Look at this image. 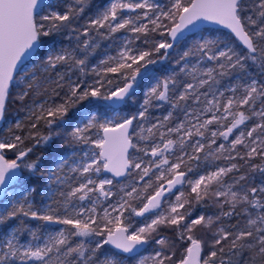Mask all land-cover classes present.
<instances>
[{"label": "trees", "instance_id": "obj_1", "mask_svg": "<svg viewBox=\"0 0 264 264\" xmlns=\"http://www.w3.org/2000/svg\"><path fill=\"white\" fill-rule=\"evenodd\" d=\"M109 1L111 0H47L34 15L37 39L34 56L40 67H34L36 76L29 85L10 88L2 119L13 121L16 116L23 118L18 126L11 124L8 129L0 130V151L8 162L14 161L19 168L16 179L20 185L32 189L30 197L35 204L40 202L50 166L59 156L80 145L71 134L75 121L93 109L104 110L101 103L106 102L117 88L127 82L133 83L134 90L118 109L132 118L133 125H143L142 139L134 141L131 137L133 145L130 151L134 153L142 147L148 148L169 138L170 151L164 153L166 166L169 168L174 161L180 162L176 170H163L162 176H156L153 164L146 171L140 172L134 169L131 158L128 175L120 182L111 180L115 190L121 184H135L131 195L123 192V206L125 215L135 221L134 226H137L147 217L140 219L138 213L158 186L169 181L174 172L189 174L190 171H200L201 165L206 161L205 152L209 149L204 141L202 150L198 152L189 147L196 136L202 138V133L194 132L179 140L174 132V124L185 121L193 105L202 108L203 102L215 90L227 85L236 84L240 90L250 79H256L259 90L264 91V0H241L238 4L237 16L253 41L256 50L254 55L242 49L230 34L213 29L200 31L201 34L207 33L210 36L207 42L199 44L198 34L189 35L167 50L169 29L176 24L178 15L192 0H181L166 16L160 15L159 23L150 22L145 28L135 29V32L131 30L129 23H124V27L111 29V23L119 15L122 16L123 7L136 6L135 0H119L113 17L103 21L101 17L96 19ZM156 1L161 5L159 10L162 11L172 5V0ZM133 13L139 20L146 19V16H140L144 13L141 7ZM122 35H127L131 52H137L141 57L136 61L116 65L115 51ZM164 43L165 46L160 45ZM187 43L192 45L190 51H185ZM223 45L232 51L229 58L225 55L216 56L217 50ZM50 47L60 48L63 54L48 62L45 57ZM198 58L206 60L210 67L207 75L200 76L205 79L200 84L198 74L194 73L196 76H193L183 67L186 59ZM153 83L157 84L154 92L144 95L145 89ZM191 83L194 86L188 89L187 86ZM25 88L26 91L22 93ZM160 92L163 98L159 97ZM145 96L149 99L146 100ZM250 101L251 99L246 106L251 109ZM252 102L254 108L252 107L250 114L253 121L264 124V115L260 117L258 112L255 113L259 105L264 110V95L258 99L252 98ZM37 103H41L39 111H32V116H24L28 107ZM46 108L51 109L47 112ZM153 120L162 122L163 128L172 132L160 135L157 128L146 130L147 123ZM225 122L226 119L224 124ZM217 124L219 121L213 122L212 127ZM100 130L101 127L98 128ZM13 134L15 139L7 147L4 138ZM258 134L264 139L262 128H259ZM260 145L264 148V141ZM181 155L182 158H179ZM213 157L218 163L231 164L225 176L216 185L211 184L197 193L190 192L189 186L182 189L183 205L178 213L181 220L175 223L167 216L141 235L147 241L146 250L141 254L147 252L152 255L160 249L156 264H179L193 241L201 247L200 259L204 264H264V229L261 226L264 220L262 148L252 152L245 148L243 152L240 148L238 153L223 149L216 152V157L213 153L209 159L212 160ZM222 183L230 191L217 196L215 189ZM94 194L95 192H91L89 196ZM117 197L112 194L106 202L110 203ZM193 219L198 220L193 222ZM251 219H255L256 223ZM29 224L40 227L45 225L38 215L7 212L0 220V231L5 232L7 228L14 226L17 231L22 232V238H25L24 231ZM116 227L114 222L101 218L93 223L90 230L83 231L80 235L71 228L67 229L68 236L57 246L58 252L63 253L58 264H119V260H123V264H137L139 255L123 257L105 243V236ZM93 231L99 232L98 243L92 240ZM160 238L162 241L157 243ZM109 259L113 262H109Z\"/></svg>", "mask_w": 264, "mask_h": 264}, {"label": "rangeland", "instance_id": "obj_2", "mask_svg": "<svg viewBox=\"0 0 264 264\" xmlns=\"http://www.w3.org/2000/svg\"><path fill=\"white\" fill-rule=\"evenodd\" d=\"M135 2L136 6L134 7L131 5L123 7L122 16L119 15L117 20L111 23L112 30L124 27V23H129L131 24V30L135 32V29L145 28L150 22L159 23L160 15L166 16L171 8H175L181 3V0H172V5L167 7L165 11L159 10L161 5L156 0H135ZM119 3V0L109 1L102 8L101 12L97 14L96 19L101 17L100 19L103 21L109 17H113L115 15L114 9ZM139 7L144 11L140 16H146V19L143 21L139 20L138 16H135L133 13L138 11ZM208 36L207 33H198L197 42L199 44L207 42V39L210 37ZM160 45L165 46V43ZM191 46V43H187L185 51H190ZM115 53L114 60L116 61V65L126 64L130 60L136 61L141 57L137 52H131L127 35L121 36L119 47ZM62 54L63 51H60V48L50 47L48 48L45 60L51 62L53 57L62 56ZM223 55L227 58L232 55V51L226 45L217 50L216 56L222 57ZM205 61L202 58H198L197 60L186 59L183 62V67L188 73H192L193 76L198 74L197 77L200 78L198 80L199 84L205 80L200 76L207 75L210 72V67L207 66ZM35 66H39V61L33 55L26 64L19 68V73L12 81V86L29 85L36 76ZM44 68L42 67V69ZM262 82L264 83V80ZM137 83L138 80L135 81V84ZM192 84H188L187 88L191 89L194 86ZM156 85V83L150 84L143 92L144 95L149 94V92L153 93ZM25 91L26 88L22 90V93ZM263 95L264 91L259 90L257 80L250 79L249 83L240 90L237 89L236 84L227 85L224 88L215 90L208 100L203 102L202 108L196 104H192L193 108L187 113V119L185 120L187 123L184 120L176 122L174 124V132L178 135L179 140L193 135L194 132L202 133L201 135L204 140L200 136H196L189 144V147L193 150L196 149V152H198L202 150L204 141V144L209 149L205 152L207 155L206 161L201 165L200 171H190V176L185 178L184 183L175 191V194L166 197L161 207L150 215H147L137 226H134L135 221H131L125 215L123 206V192H126V195H131L135 184L131 182L121 184L115 190L114 185L111 183L112 178L103 172V160L98 154L102 140L101 130L108 128V126H117L129 117L126 113L121 112V110H113L106 102L101 103L104 110L93 109L91 112L86 113V115L80 116L71 129V134L75 140H78L80 145L59 156L50 166L47 175L48 179L41 194V201L35 204L30 197L32 189L22 187L18 179L4 192L0 200V220L5 217L7 212L13 214L21 212L31 216L38 215L42 217L45 225L42 227L31 224L27 225V230L24 231L25 238H22V232L17 231L14 226L7 228L5 232L0 231V264H58L63 253L58 252L57 246L63 243V240L68 236L67 229L71 228V230L77 231L80 235L81 232L90 230L93 223L101 218L106 219L107 222H114L117 227H125L128 237L133 239H144L141 235L147 229L153 228L156 222L167 216L177 223L181 220L178 213L183 205L181 203V190L185 189L186 186L190 187V192L195 193L200 189H207L211 184L216 185L225 176V172L231 168V164L224 165L223 163H218L214 157L212 160L209 159L213 153L216 157V152L219 153L223 149L238 153L240 148L243 152L244 148L252 152L261 147L262 155H264V148L260 145L264 139L258 134L259 128H262V133L264 134V124L260 121L257 124V122L253 121L252 114H250V110L252 107L254 108L252 98L257 97L258 99ZM159 97L163 98L161 92ZM145 98L146 100L149 99L147 96ZM249 99H251V109L246 106ZM40 106L41 103L32 104L24 112V116H32V111H39ZM241 108H243L242 111L240 110ZM50 109L46 108L47 112ZM257 112L260 114V117L264 115L261 105L257 106L255 113ZM22 118L21 116H16L13 121H4L2 119L0 130L8 129L11 127V124L18 126ZM225 119L227 122L224 124ZM215 121H219V124L212 127V123ZM147 125L146 130L151 131V128H157L160 135H168L172 132L170 129L163 128L162 122L158 120L150 121ZM100 127L101 130L98 131ZM131 131L130 137H133L134 141H137V139L141 141L144 131L143 125L141 123L137 125L132 124ZM13 137H15L14 134L8 138H4V144L7 147L12 144L15 139ZM169 142V138H166L165 142L158 141L152 144V146L148 148L142 147L140 151H134V153L130 151L129 160L132 158L134 169H138L140 172L146 171L149 165L153 164L156 176H162L163 170H176L179 166V161H174L169 168L166 166L164 153L170 151L168 150ZM171 155L172 153L168 154V156ZM179 158H182V155ZM7 163L16 170H19L14 161H7ZM177 173L174 172L173 176ZM167 182L164 185L158 186L154 192H163L167 189ZM215 191L218 193L217 196H219L229 193L230 190L225 183H222L221 185L218 184ZM91 192H95V194L89 196ZM76 194H79V196L77 197ZM112 194H116L118 196L117 199L107 203V199H110ZM143 210L144 206L140 211ZM197 220L193 219L192 221ZM251 221L256 223L255 219H251ZM261 226L264 229V220H262ZM93 234L92 240H96L98 243L99 232L93 231ZM76 237L79 238L78 235ZM161 241L162 238L157 239V243ZM188 249L189 246L187 251ZM159 253L160 249L152 255L145 252L137 257L136 263L156 264ZM109 262H113V260L109 259ZM118 262L119 264H123V260H119Z\"/></svg>", "mask_w": 264, "mask_h": 264}, {"label": "water", "instance_id": "obj_3", "mask_svg": "<svg viewBox=\"0 0 264 264\" xmlns=\"http://www.w3.org/2000/svg\"><path fill=\"white\" fill-rule=\"evenodd\" d=\"M47 0H0V125L5 102L19 68L30 60L37 46L34 28V15ZM241 0H192L182 9L176 24L168 31L166 49L179 44V41L200 33L203 29L225 31L238 41L241 48L254 55L256 50L249 33L237 16ZM134 90V84L127 82L117 88L106 100L113 110L118 111ZM132 118L125 119L117 126L103 128L98 154L103 160V172L114 181L120 182L131 168L129 161L132 141L130 139ZM1 127V126H0ZM18 171L9 165L3 153H0V200L17 180ZM182 175L176 174L163 192L154 193L144 204L145 213L160 207L166 194L181 184ZM107 246L117 254L132 258L146 250L147 241L129 238L125 227H116L105 236ZM201 247L191 242L185 258L179 264H204L201 262Z\"/></svg>", "mask_w": 264, "mask_h": 264}, {"label": "flooded vegetation", "instance_id": "obj_4", "mask_svg": "<svg viewBox=\"0 0 264 264\" xmlns=\"http://www.w3.org/2000/svg\"><path fill=\"white\" fill-rule=\"evenodd\" d=\"M130 139H131V137H130ZM132 145H133V144H132ZM129 161H130V160H129ZM177 174H178V173H177ZM179 174L182 175L181 184H180L178 187H176L171 193H168V194L165 195V197L162 199V202L160 203L161 205H162L163 201L165 200V198L168 197V196H171V195L175 194L176 189H179V188L182 186V184L184 183L185 178H186V177H189V176H188L189 174H187L186 172H185V173H179ZM175 175H176V174H175ZM175 175H174V176H175ZM174 176L168 181V185H169L170 181H172V180L174 179ZM167 188H168V186H167ZM186 188H187V186H186ZM186 188H185V189H186ZM189 188H190V187H189ZM165 190H166V189H165ZM199 191H202V189H200ZM156 192H159V191H156ZM156 192H154V193H156ZM152 196H153V195H152ZM150 197H151V196H150ZM150 197H149V198H150ZM149 198H148V199H149ZM148 199H147V200H148ZM147 200H146V201H147ZM145 203H146V202H145ZM161 205H160V207H161ZM144 207H145V205H144ZM160 207H159V208H160ZM157 209H158V208H157ZM157 209H155V210H157ZM143 211H144V210H143ZM140 212H142V211H140ZM140 212H139V213H140ZM153 212H155V211H153ZM153 212L145 213V214L142 215V216H139V213H138L137 216L140 217V218H144V216L146 217L147 215H150V214L153 213ZM145 240H146V239H145Z\"/></svg>", "mask_w": 264, "mask_h": 264}, {"label": "bare ground", "instance_id": "obj_5", "mask_svg": "<svg viewBox=\"0 0 264 264\" xmlns=\"http://www.w3.org/2000/svg\"><path fill=\"white\" fill-rule=\"evenodd\" d=\"M168 183V182H167ZM177 190V189H176Z\"/></svg>", "mask_w": 264, "mask_h": 264}]
</instances>
